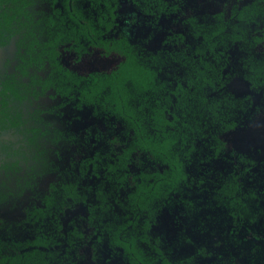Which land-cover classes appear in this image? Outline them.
Masks as SVG:
<instances>
[{
	"label": "trees",
	"instance_id": "obj_1",
	"mask_svg": "<svg viewBox=\"0 0 264 264\" xmlns=\"http://www.w3.org/2000/svg\"><path fill=\"white\" fill-rule=\"evenodd\" d=\"M124 2L155 20L179 8L178 0H0V48L13 46L0 69V214L10 200L37 194L39 179L56 172L39 202L35 197L22 208V218L0 215V264H88L79 252L85 235L64 229L61 220L77 203L93 226L96 264L103 244L128 264H198L197 255L205 254L198 246L173 257L151 226L163 206L179 200L194 206L182 193L208 181L189 175L186 166L228 150L251 105L250 96L224 89L229 43L246 49L243 76L264 97V54L253 51L264 46V33H250L255 12L245 13L249 5H234L229 18L185 13L186 31L174 37L188 50L154 51L119 29ZM84 107L107 121L89 126V154L68 164L65 148L80 137L64 114ZM141 154L156 166L141 167ZM237 178L219 175L210 199L234 221L251 219L257 193Z\"/></svg>",
	"mask_w": 264,
	"mask_h": 264
},
{
	"label": "rangeland",
	"instance_id": "obj_2",
	"mask_svg": "<svg viewBox=\"0 0 264 264\" xmlns=\"http://www.w3.org/2000/svg\"><path fill=\"white\" fill-rule=\"evenodd\" d=\"M228 1L185 0V13L201 9L212 11L221 6L225 8ZM179 17L151 21L131 4L124 2L118 22L119 29L130 40L144 42L149 49L164 46L181 49L182 43L170 38L172 30L177 28ZM228 52L230 81L226 88L237 96L251 95L254 106L264 107L262 92L251 88L243 77V48L231 44ZM9 54L10 48H0V69L5 67ZM67 111L64 116L71 120L75 129L87 124L102 126L107 121L103 113L88 107ZM72 152L76 154L78 150L74 148ZM136 163L144 168L156 166V162L144 154L137 157ZM186 169L192 177H201L208 182L192 185L183 192V197L194 204L193 207L187 209L184 203L176 202L163 209L158 225L161 241L174 254H192L198 246H204L203 264L214 261L264 264V117L252 111L231 132V147L227 151L203 162L189 163ZM230 171L238 174L244 188H252L257 193L258 209L251 219L246 217L234 221L224 210L216 208L210 199L208 189L214 183L215 176ZM75 210L78 212L80 207Z\"/></svg>",
	"mask_w": 264,
	"mask_h": 264
},
{
	"label": "flooded vegetation",
	"instance_id": "obj_3",
	"mask_svg": "<svg viewBox=\"0 0 264 264\" xmlns=\"http://www.w3.org/2000/svg\"><path fill=\"white\" fill-rule=\"evenodd\" d=\"M165 1L168 2V3L174 2V0H170V1L165 0ZM252 1H254V0H229L226 3V7L225 8L221 6V7L213 9L212 11H210L208 9H201V10H198V11L188 12V13H193V14L211 13L212 14V13H216V12H222L224 14L225 18H229L232 15L231 14V10H232V7L234 5H238L239 7H241V5H245V6L249 5L247 7L245 13L250 11V7H252L253 11L255 12V14L253 15V19L251 20V23L249 25L250 33L252 35H254V36H260V35H263V33H264V0H257L256 3H255V5H256L255 7L252 5ZM178 2H179V8H178V10L176 12L164 15L158 20H161V19L166 20L167 18L168 19L169 18H178L180 16L178 21L176 22L177 23V28H174L172 30L173 32L170 34V38L174 42L176 41V42L182 43L183 48H181V50H188L186 45H185L186 41L182 42L179 39L174 37V34L184 33L186 31V27H185V24L183 23V20H184V17H185L184 14H185V10H186L187 6L185 5V0H178ZM250 5H252V6H250ZM121 8H122V6L120 7V10H121ZM149 19L151 21L152 20L155 21L154 18L149 17ZM247 26H248V24L246 25V27ZM257 27H259V29ZM246 36H247V34H246ZM231 44H235L238 47L241 46L236 41V42L229 43L228 48H229V46ZM3 48H10V54H9L10 56L8 58H11V55H12V52H13L12 44H9L8 46H5ZM242 48L244 50V56H245L246 55V49L244 47H242ZM158 49H176V48H172V47H169V46H164V47H161V48H158ZM158 49H156V50H158ZM151 50H153V49H151ZM156 50H154V51H156ZM255 50H258V51L261 50L263 52V54H264V48H262L261 45L255 47L253 49V51H255ZM226 53H227L228 64H227L226 69L224 70V73L227 75V80H226L224 89L226 91L230 92L226 88L228 82L230 81V74H229L230 58H229L228 49H227ZM256 54L259 55V53H256ZM241 67L243 68L242 61H241ZM230 93H232V92H230ZM232 94H234V93H232ZM234 95L237 96L236 94H234ZM262 95H263V93H262ZM244 96H250L251 105L248 106V108H246V111L242 114V119L245 118L246 115H249L252 111L253 112L254 111L257 112L258 114H260V115H262L264 117V107H256V106H254L251 95H242V96H237V97H244ZM263 99H264V97H263ZM64 119L69 122L68 123V128L71 131H73L74 134H76L77 136L80 137V142L75 143L74 144L75 146H73V145L69 146L68 145L65 148V151L67 153L66 156H68V157L65 156L64 161L69 164L70 161H72L74 159H78V158H80L82 156H86V155L89 154V146H90V143H91V137L89 136V129H88L89 126H88V124L86 126L83 125V126L78 127V128L75 129L72 126V124L70 122L71 120L69 118H66L64 116ZM74 148H77V150L79 152H77L78 154L76 155V157L70 158V156H72L70 154H74L72 152V149H74ZM80 151L82 152L81 154H79ZM61 162H63V161H61ZM227 173H233V174H236L238 176V174L236 172H234V171L223 173V175L227 174ZM88 174H89V169L86 171V175L87 176H88ZM219 175H221V174H218L217 176H215L214 180H216ZM237 179L240 182L239 176H238ZM55 180H56V172H48V173L44 174L42 176V178L39 179V182H38V185H37V194L32 192V191H29L30 192L29 195H31L30 196L31 198L29 197V198L25 199V198L22 197L21 199H19L16 202H13L12 200H10V209H6V211L2 212L0 215L2 217H4L5 219L10 220V221L19 220L24 215V211L22 210V208L25 207L26 205H29L32 202V200H34L35 197H36V199L37 198L38 199L33 201V203H38L39 199H40V196H41L40 194L45 192L47 190V188H48V185L51 182L55 181ZM242 187L244 188L243 185H242ZM244 189H247V188H244ZM176 197H178V195ZM181 197L184 198L183 195H181ZM178 202H182V201L179 200ZM174 203H176V202H174ZM14 204H15V206H14ZM173 204H171V205H173ZM213 204H215V203L213 202ZM171 205H168V206H171ZM77 207H80V210L78 212L75 210ZM166 207L167 206H163V208L161 209L160 214L158 216V223L156 225H152L151 226L152 231H156V235L159 238L160 242L162 243V245L167 250H169V252H171L173 257L184 256L185 254H174L170 250V248L167 247L161 241V239L159 237L158 225H159V222H160V215H161V212L163 211V209L166 208ZM215 207L218 208V209L220 208V209L224 210L225 213H227L228 216L232 217L231 214L225 208L218 207L216 205H215ZM87 216H88V214H87L86 206L84 204H82V203H77V204H74L73 206H71L68 210H66L65 212H63L61 214V220H62V224L64 226V229H66V230L68 229L69 230V229H72L73 227H76V228L80 229L83 232V234L85 235L86 239L81 243V247L79 248V252L84 255L85 261H87L88 264H96L94 259L91 257V255H93V253H92V248H91L90 243H89L90 242V239H89L90 235L93 232V226L88 222ZM232 220H234L233 217H232ZM239 220L240 219H237V221H239ZM99 255H100L98 257L99 264H128L129 263L128 259L126 257H124V255L121 252L120 253H115L111 248H108L106 244L102 245V248L99 250ZM204 256H205V254H203V255L198 254L197 255L196 261H197L198 264H203ZM212 264H226V263H224L222 261H214Z\"/></svg>",
	"mask_w": 264,
	"mask_h": 264
}]
</instances>
